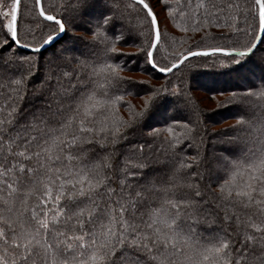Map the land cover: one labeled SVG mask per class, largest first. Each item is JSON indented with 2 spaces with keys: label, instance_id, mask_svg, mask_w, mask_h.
Masks as SVG:
<instances>
[{
  "label": "snow or ice",
  "instance_id": "snow-or-ice-1",
  "mask_svg": "<svg viewBox=\"0 0 264 264\" xmlns=\"http://www.w3.org/2000/svg\"><path fill=\"white\" fill-rule=\"evenodd\" d=\"M0 264H264V0H0Z\"/></svg>",
  "mask_w": 264,
  "mask_h": 264
},
{
  "label": "trees",
  "instance_id": "trees-1",
  "mask_svg": "<svg viewBox=\"0 0 264 264\" xmlns=\"http://www.w3.org/2000/svg\"><path fill=\"white\" fill-rule=\"evenodd\" d=\"M140 74H142V73H140ZM157 75H161V74H157ZM201 79H207V77H201ZM153 83L154 84L163 83V79H161V80H153ZM203 93L207 95V99L210 101L211 107L209 108V107L202 106V104L200 103L201 107H203V108L209 110V112H211V110H213L215 108V101H213L210 98H208V94L207 93H205V92H203ZM221 117L228 118V122H231V118L229 117L228 112H225L223 109H221V110H219V112L217 114L211 116V120H209L208 123L211 124L212 121L221 119ZM221 126L222 125L217 124V125H213L212 127L213 128H218V127H221Z\"/></svg>",
  "mask_w": 264,
  "mask_h": 264
},
{
  "label": "rangeland",
  "instance_id": "rangeland-1",
  "mask_svg": "<svg viewBox=\"0 0 264 264\" xmlns=\"http://www.w3.org/2000/svg\"><path fill=\"white\" fill-rule=\"evenodd\" d=\"M137 75H143V74L137 73ZM194 95L199 99V101L202 104V106L209 107V108L211 107V103L207 99V95L204 94L202 91H199V90L195 91Z\"/></svg>",
  "mask_w": 264,
  "mask_h": 264
}]
</instances>
